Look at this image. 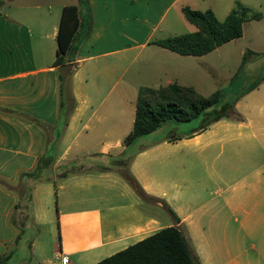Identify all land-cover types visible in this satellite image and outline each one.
Instances as JSON below:
<instances>
[{"label": "crops", "instance_id": "crops-1", "mask_svg": "<svg viewBox=\"0 0 264 264\" xmlns=\"http://www.w3.org/2000/svg\"><path fill=\"white\" fill-rule=\"evenodd\" d=\"M89 2L81 14L87 40L74 61L56 66L62 11L79 0H0V258L12 260L33 227L39 233L22 264H50L59 254L61 264H97L178 227L200 264H264V82L236 103L240 121L181 134L169 122L131 145L134 153L124 145L141 88L198 90L194 74L213 70L210 57L239 40L202 57L158 46L197 30L182 9L224 21L239 2L263 22L264 0ZM150 72L157 83L138 86ZM47 153L51 175L29 200L19 177ZM53 224L58 240L47 245L42 227Z\"/></svg>", "mask_w": 264, "mask_h": 264}, {"label": "trees", "instance_id": "trees-1", "mask_svg": "<svg viewBox=\"0 0 264 264\" xmlns=\"http://www.w3.org/2000/svg\"><path fill=\"white\" fill-rule=\"evenodd\" d=\"M89 6V0H79V6L64 7L57 36L56 66L74 61L76 53L87 40L91 26L89 32L81 35V14L82 10ZM182 13L197 30L158 40L156 44L180 55L193 57L205 56L223 45L242 38L246 22L259 21L263 18L261 13L239 2L224 21H220L212 10L197 11L184 7ZM263 82L264 77L254 81L248 89L238 93L232 103H226L222 109L215 111L210 110L226 101V96L221 90L205 97L193 87L181 86L177 83L157 89L143 87L138 95L134 126L126 137L124 145L130 147L137 140L154 133L169 122L190 123L204 115L206 119L199 128L204 130L222 119L240 121L242 116L235 110L236 103ZM61 93L68 97V82L66 86H61ZM53 163V156L47 153L38 160L34 171L25 172L19 177V182L24 184L23 194L28 196L29 200L33 185L45 181L42 175L49 172ZM11 258L12 254L1 257L0 264H8ZM97 264L200 263L192 253L182 231L178 227H170Z\"/></svg>", "mask_w": 264, "mask_h": 264}, {"label": "rangeland", "instance_id": "rangeland-1", "mask_svg": "<svg viewBox=\"0 0 264 264\" xmlns=\"http://www.w3.org/2000/svg\"><path fill=\"white\" fill-rule=\"evenodd\" d=\"M2 10L4 11L3 8ZM254 11L258 12L257 9H254ZM252 47L258 49L259 54L251 56V54H249L251 53L249 49H252ZM210 60L211 64L214 66V69L204 74L195 73L194 78L190 83L195 85L198 89L197 91L205 97L211 96L217 90L223 91L226 96V101L210 110L215 111L222 109L226 103H232L238 93L245 91L254 81L264 77V21L246 22L244 24V36L228 45V47L225 49H222L221 56L212 55ZM138 77L139 78L131 76L130 79L134 81V78H136L135 80L138 86H146L157 83V79L151 72L148 74V76ZM205 119L206 116L203 115L190 123H171V125L168 126H180L178 134H181L184 132H189L193 128H199ZM168 131L169 129L166 127L158 136L162 137L168 134ZM136 149L137 145L130 147L129 151L126 152V155L134 153ZM50 175L51 174L49 172H45L42 177L47 179L50 177ZM20 204L23 205V201H20ZM49 207L51 209L52 215H54L56 218L58 211L55 196L50 199ZM19 219L22 220V226L23 223L28 225L26 213L22 212L21 215H19ZM57 226L58 225L55 226L53 224L42 227L44 230L42 241L47 245H51L53 242L58 240ZM27 233L28 234L25 236V238H22L23 240L20 241L22 246L18 248L17 253L9 264H22L24 259L30 256L31 253L28 243L35 239L39 232L35 227H33ZM18 234H21V230L18 231ZM39 261L40 260L38 259L34 264H39ZM26 264L29 263L27 262Z\"/></svg>", "mask_w": 264, "mask_h": 264}, {"label": "built area", "instance_id": "built-area-1", "mask_svg": "<svg viewBox=\"0 0 264 264\" xmlns=\"http://www.w3.org/2000/svg\"><path fill=\"white\" fill-rule=\"evenodd\" d=\"M61 259V255H57L55 259L50 264H61L59 260Z\"/></svg>", "mask_w": 264, "mask_h": 264}, {"label": "water", "instance_id": "water-1", "mask_svg": "<svg viewBox=\"0 0 264 264\" xmlns=\"http://www.w3.org/2000/svg\"><path fill=\"white\" fill-rule=\"evenodd\" d=\"M119 165H122V163L120 162Z\"/></svg>", "mask_w": 264, "mask_h": 264}]
</instances>
